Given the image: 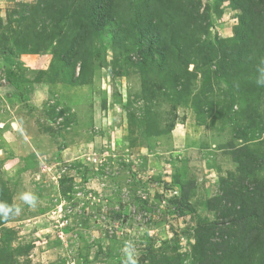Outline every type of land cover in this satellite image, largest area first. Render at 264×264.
Wrapping results in <instances>:
<instances>
[{
	"label": "rangeland",
	"instance_id": "obj_1",
	"mask_svg": "<svg viewBox=\"0 0 264 264\" xmlns=\"http://www.w3.org/2000/svg\"><path fill=\"white\" fill-rule=\"evenodd\" d=\"M100 1L0 0V201L22 210L0 219V264H124L129 241L137 264H264L253 213L244 244L232 235L264 188L252 0H183L216 53L182 69L142 63L109 23L91 31Z\"/></svg>",
	"mask_w": 264,
	"mask_h": 264
},
{
	"label": "trees",
	"instance_id": "obj_2",
	"mask_svg": "<svg viewBox=\"0 0 264 264\" xmlns=\"http://www.w3.org/2000/svg\"><path fill=\"white\" fill-rule=\"evenodd\" d=\"M126 7L127 11L132 13L133 18L125 22L124 14ZM248 7L252 11L256 10V17L252 21L259 22L260 26H264V0H252ZM85 8L88 9L89 13H93V27L90 29L91 31L102 30L109 23L110 26L114 27L111 35L115 40H120L124 36V43L127 41L135 42L138 48L143 51L140 54L142 63L154 62V52L160 55L163 63L167 64L171 58V64H179V69H182V65L189 64L191 59H199L204 63H209L212 60L213 53H216L215 48L210 42L206 43L194 36L193 26L195 25H191V23L195 22L193 20H199V17H197L199 15L198 5H190L187 1L104 0V3L100 1L98 6L87 4ZM177 17H179L181 24H187L186 27L189 29V32L183 33L177 29ZM127 23H130V25ZM176 32L179 33L175 34ZM83 38H85V35L78 39V41ZM189 55L191 58L188 60ZM232 56L233 59L229 61V64H239L243 57L236 51H233ZM179 71L176 69L175 73L182 83L181 79L185 78V76L180 75ZM233 176L231 175L230 179L234 178ZM255 193L257 194V202L254 210L249 213H244L243 210L238 211L240 216L239 218L237 217V221L240 224V228L232 235L241 236L246 232V230L244 231L245 228L242 227L246 224L247 216L253 213L254 217L258 218L256 225V232L259 235L258 247H264V188L259 187ZM230 209L227 208L226 215L232 213ZM234 214H236V211ZM199 230L209 235L207 226H201ZM245 237L246 234L239 240L240 243L244 244ZM260 252L263 253L258 254V259L264 263V248H261ZM233 256L231 252L226 258L217 257L215 259L209 257L208 263L215 262L219 264L226 262Z\"/></svg>",
	"mask_w": 264,
	"mask_h": 264
},
{
	"label": "clouds",
	"instance_id": "obj_3",
	"mask_svg": "<svg viewBox=\"0 0 264 264\" xmlns=\"http://www.w3.org/2000/svg\"><path fill=\"white\" fill-rule=\"evenodd\" d=\"M264 64V61L261 62ZM258 76L255 83L258 87H264V67H257ZM20 199L26 203L30 208H35L37 205L38 197L32 192H24L21 194ZM21 208L15 205H9L7 202L0 201V219L7 221L10 217L19 216ZM124 251L126 253V260L124 264H137L134 259V245L129 241L125 243Z\"/></svg>",
	"mask_w": 264,
	"mask_h": 264
}]
</instances>
